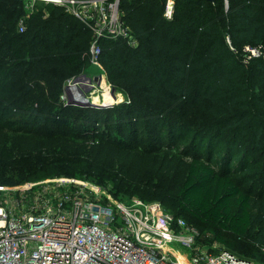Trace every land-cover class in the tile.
Instances as JSON below:
<instances>
[{"label":"trees","instance_id":"1","mask_svg":"<svg viewBox=\"0 0 264 264\" xmlns=\"http://www.w3.org/2000/svg\"><path fill=\"white\" fill-rule=\"evenodd\" d=\"M166 2L120 0L122 19L137 44L103 37L99 58L108 81L126 91L129 100L118 116L112 107L86 112L77 126L62 120L61 96L67 80L91 63L94 31L64 7L37 2L20 32L24 1L0 0L3 116L20 117L27 123L25 129L41 136L87 138L78 155L54 157L27 180L56 175L106 178L107 169L114 171L116 158L126 150L139 167L177 141L191 122L197 126L191 129L193 137L201 146L208 142V153L204 156L201 147L194 155L184 183L175 189L176 202L165 208L204 225L202 233L207 228L213 239L232 249L236 239L221 231L235 237L252 235L264 248V207L251 211L254 201L237 176L251 169L245 162L251 151L237 150L236 130L224 133L248 124L264 149V124L237 111L243 104L247 112L250 97L264 108V0H176L171 17L164 15ZM248 45L260 48L262 55L246 61ZM12 80L16 88L7 89ZM205 117H221L220 132L211 131L208 124L213 122ZM224 154L225 166L217 169L214 158ZM235 160L239 162L233 166ZM3 174L1 170L0 184L9 183Z\"/></svg>","mask_w":264,"mask_h":264},{"label":"built area","instance_id":"2","mask_svg":"<svg viewBox=\"0 0 264 264\" xmlns=\"http://www.w3.org/2000/svg\"><path fill=\"white\" fill-rule=\"evenodd\" d=\"M23 1L20 32L37 2L62 6L93 30L91 63L100 64L103 37L137 44L122 19L120 0ZM175 3L167 0L165 16H172ZM245 51L246 61L262 53L249 45ZM206 239L161 201L113 198L86 177L56 175L19 186L0 184V264H255L216 242L211 249Z\"/></svg>","mask_w":264,"mask_h":264},{"label":"rangeland","instance_id":"3","mask_svg":"<svg viewBox=\"0 0 264 264\" xmlns=\"http://www.w3.org/2000/svg\"><path fill=\"white\" fill-rule=\"evenodd\" d=\"M83 76L84 78L76 81L78 77ZM16 85L17 82L12 80L7 85V89L16 88ZM73 85L79 87L83 99L75 100V93L71 90ZM66 86H69L70 89L66 90ZM66 86L63 93L66 97L65 99L61 98L63 103L61 108L65 113L62 115V120L67 123H77V126L84 120L86 112L106 110L112 107L114 116H118L129 100L126 91L119 88L114 89L101 64L88 63L81 74L67 80ZM255 102L257 99L250 97L247 112L242 110L243 104L239 106L237 111L240 115L245 113L252 115L254 123L264 124V108ZM2 103L0 98V108ZM55 119H57L56 115ZM204 119L213 122L208 124L211 131L220 132L223 127V124L220 123L221 117H205ZM247 125L242 128L239 126L235 129H225L224 133L234 134L232 131L236 130L239 134L237 150L245 152L248 148L251 151L248 159L245 160L246 165L251 166V169L248 172H240L237 176L245 184V193H248L254 201V207L251 208V211L258 213L260 207H264L263 140L255 138L254 129ZM24 126H27V123L20 117L12 114L4 117L0 111V171L4 172L3 177L10 185L19 186L28 181V175L35 168L49 162L54 157L65 154L78 155L82 144L87 141V138H78L73 135L41 136L33 130L25 129ZM195 127H197L196 124L189 122L177 141L155 153L150 160L144 161L139 167L132 154L129 153L130 151L126 150L124 154L116 158L114 171L107 169L106 178L92 175L90 180L107 188L112 193L113 198L121 200L134 197H143L142 199L146 200L157 199L166 206L169 202H176L175 189L184 183L194 155L200 154L199 149L201 147H203L204 156L208 153V142L205 140L201 146L200 141L193 137ZM223 135L219 140L221 143L223 142ZM100 139L97 138L98 141ZM214 159L213 163L217 169L224 168L225 154ZM237 162L239 161L235 160L233 166L237 165ZM259 217H262V214ZM189 222L193 223L199 230L205 227L201 224L196 225L190 219ZM203 233L211 234L207 228L203 230ZM221 234L235 238L236 247L232 249L216 241L210 235L207 236L206 242L211 249L216 242L219 248L232 250L240 256L252 259L255 264H264V248L254 242L252 235L235 237L226 231H221Z\"/></svg>","mask_w":264,"mask_h":264},{"label":"bare ground","instance_id":"4","mask_svg":"<svg viewBox=\"0 0 264 264\" xmlns=\"http://www.w3.org/2000/svg\"><path fill=\"white\" fill-rule=\"evenodd\" d=\"M71 90L73 91V93H75V96H76V98L75 99H83V96H82V94L79 92V87L78 86H72L71 87Z\"/></svg>","mask_w":264,"mask_h":264},{"label":"water","instance_id":"5","mask_svg":"<svg viewBox=\"0 0 264 264\" xmlns=\"http://www.w3.org/2000/svg\"><path fill=\"white\" fill-rule=\"evenodd\" d=\"M82 78H84V76L83 77H78L77 78V80L76 81H79L80 79H82ZM70 89V87L69 86H66V90H69ZM115 89V88H114ZM76 100V99H75ZM77 101V100H76ZM79 101V100H78Z\"/></svg>","mask_w":264,"mask_h":264}]
</instances>
